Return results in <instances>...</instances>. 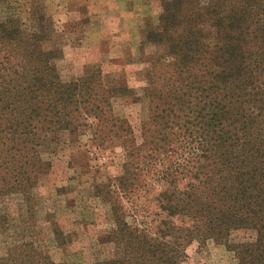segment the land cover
<instances>
[{
	"label": "trees",
	"instance_id": "trees-1",
	"mask_svg": "<svg viewBox=\"0 0 264 264\" xmlns=\"http://www.w3.org/2000/svg\"><path fill=\"white\" fill-rule=\"evenodd\" d=\"M160 4L146 39L160 51L143 89L142 143L125 149L121 176L93 185L116 244L96 264H184L191 244L210 240L237 264H264V0ZM47 34L44 19L30 37L16 20L0 21V205L19 198L20 227L37 223L53 136L76 135L90 121L101 146L133 134L114 110L128 89L99 73L64 82L60 49L45 46ZM140 190L153 197L151 222L138 218ZM249 233L251 240L235 239ZM54 235L60 241L61 231ZM13 237L0 264H60L34 240Z\"/></svg>",
	"mask_w": 264,
	"mask_h": 264
},
{
	"label": "rangeland",
	"instance_id": "rangeland-1",
	"mask_svg": "<svg viewBox=\"0 0 264 264\" xmlns=\"http://www.w3.org/2000/svg\"><path fill=\"white\" fill-rule=\"evenodd\" d=\"M161 13L160 0H0V21L16 20L25 37H30L44 19L48 33L45 46L59 47L57 66L64 82L99 73L108 86L127 88L128 92L114 101V110L133 128L125 140L107 137L102 146L93 140L92 121L90 129L76 135L53 136L55 143L44 155L52 166L40 176L36 190V225L20 227L18 197L2 200L0 257L9 249L12 236L19 235L37 242L60 264H96L113 256L116 244L111 216L108 206L95 196L93 185L108 184L121 176L125 149L142 143L141 127L148 117L143 89L160 51L146 39ZM152 198L141 190L133 198L138 218L146 216V222L156 219ZM123 202L132 215L131 202ZM55 230L61 231L60 241ZM254 237L249 233L235 239ZM187 255L184 264H237L234 253L212 240L194 242Z\"/></svg>",
	"mask_w": 264,
	"mask_h": 264
}]
</instances>
